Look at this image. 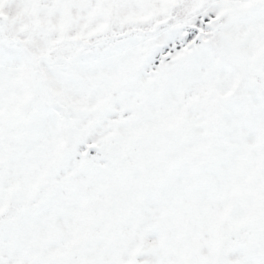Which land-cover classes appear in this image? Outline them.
<instances>
[{
    "label": "snow or ice",
    "instance_id": "6c2138e0",
    "mask_svg": "<svg viewBox=\"0 0 264 264\" xmlns=\"http://www.w3.org/2000/svg\"><path fill=\"white\" fill-rule=\"evenodd\" d=\"M0 264H264V0H0Z\"/></svg>",
    "mask_w": 264,
    "mask_h": 264
}]
</instances>
